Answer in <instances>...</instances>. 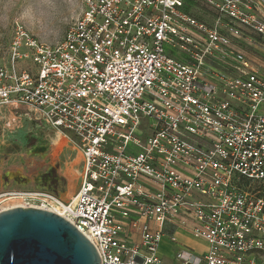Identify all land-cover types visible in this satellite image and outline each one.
I'll return each mask as SVG.
<instances>
[{
    "label": "built area",
    "instance_id": "2783aa9c",
    "mask_svg": "<svg viewBox=\"0 0 264 264\" xmlns=\"http://www.w3.org/2000/svg\"><path fill=\"white\" fill-rule=\"evenodd\" d=\"M82 3L60 45L17 22L0 62V114L27 108L83 157L74 197L38 208L73 224L100 264H264L253 192L264 184V75L242 47L264 40L263 0ZM195 3L212 27L191 16Z\"/></svg>",
    "mask_w": 264,
    "mask_h": 264
},
{
    "label": "rangeland",
    "instance_id": "374dc122",
    "mask_svg": "<svg viewBox=\"0 0 264 264\" xmlns=\"http://www.w3.org/2000/svg\"><path fill=\"white\" fill-rule=\"evenodd\" d=\"M35 2L0 0V62L9 61L8 52L17 22L39 43L56 46L64 43L67 31L85 8L82 0H55L54 8L45 10L39 19L33 20L23 13ZM190 14L209 27L213 26L214 17L206 6L195 3ZM244 45L248 47L245 51L249 59L264 75V40L254 35L252 43ZM23 66L32 68L29 62H24ZM58 135L61 134L53 127L34 121L27 108L5 109L0 114V209L7 202L16 200L24 207L34 208L42 204L47 206L44 200L50 197L68 203L71 200L67 198L69 187L76 194L82 181L83 157L72 137L61 135L64 141L58 144ZM72 175L77 179L70 184ZM253 192H259L264 198V184H257ZM180 236L195 249L205 247L187 235ZM167 243L160 251L164 257H170L173 250Z\"/></svg>",
    "mask_w": 264,
    "mask_h": 264
},
{
    "label": "water",
    "instance_id": "95a60500",
    "mask_svg": "<svg viewBox=\"0 0 264 264\" xmlns=\"http://www.w3.org/2000/svg\"><path fill=\"white\" fill-rule=\"evenodd\" d=\"M91 241L62 216L33 207L0 212V264H100Z\"/></svg>",
    "mask_w": 264,
    "mask_h": 264
},
{
    "label": "clouds",
    "instance_id": "9594fccd",
    "mask_svg": "<svg viewBox=\"0 0 264 264\" xmlns=\"http://www.w3.org/2000/svg\"><path fill=\"white\" fill-rule=\"evenodd\" d=\"M14 7V4L11 5ZM55 0H36L34 4H30L25 8L23 15L30 19H39L45 10L54 8Z\"/></svg>",
    "mask_w": 264,
    "mask_h": 264
},
{
    "label": "bare ground",
    "instance_id": "6f19581e",
    "mask_svg": "<svg viewBox=\"0 0 264 264\" xmlns=\"http://www.w3.org/2000/svg\"><path fill=\"white\" fill-rule=\"evenodd\" d=\"M63 141L64 140H63L62 136L60 135L58 137V140L56 142H58V144H61V143H63ZM71 179L72 180H71V183L70 184H73V183H75V180L77 179V176L76 175H74V176L72 175V178ZM73 197H74L73 189L71 187H69L67 198L68 199H72ZM55 206L56 205L53 206L54 207L53 208V211L55 210L57 212L58 209ZM14 207H23V206H22V204H20L19 201L16 200V201H9V202H7L4 206L1 207V209L4 210V211H7V209L14 208Z\"/></svg>",
    "mask_w": 264,
    "mask_h": 264
},
{
    "label": "crops",
    "instance_id": "0c3cea01",
    "mask_svg": "<svg viewBox=\"0 0 264 264\" xmlns=\"http://www.w3.org/2000/svg\"><path fill=\"white\" fill-rule=\"evenodd\" d=\"M260 15H261V20L264 22V0H263V5H262V8H261V11H260ZM247 42V41H246ZM248 43V42H247ZM245 43H243L242 44V47L247 51V46L246 45H244ZM249 45L251 44V43H248ZM180 239L182 240V238L180 237ZM182 242H184L183 240H182ZM165 243H167L166 241L164 242V244ZM185 243V242H184ZM164 244L162 245V246H164ZM168 244V243H167ZM186 244V243H185ZM188 245V244H187ZM189 246V245H188ZM192 247V246H191ZM171 254V253H170Z\"/></svg>",
    "mask_w": 264,
    "mask_h": 264
}]
</instances>
